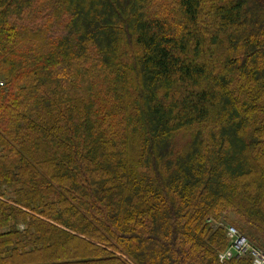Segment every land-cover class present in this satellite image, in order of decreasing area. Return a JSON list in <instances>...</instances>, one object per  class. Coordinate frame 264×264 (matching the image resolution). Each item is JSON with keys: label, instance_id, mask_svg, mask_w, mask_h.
<instances>
[{"label": "trees", "instance_id": "obj_1", "mask_svg": "<svg viewBox=\"0 0 264 264\" xmlns=\"http://www.w3.org/2000/svg\"><path fill=\"white\" fill-rule=\"evenodd\" d=\"M228 213L264 251V0H0V264H252Z\"/></svg>", "mask_w": 264, "mask_h": 264}, {"label": "built area", "instance_id": "obj_2", "mask_svg": "<svg viewBox=\"0 0 264 264\" xmlns=\"http://www.w3.org/2000/svg\"><path fill=\"white\" fill-rule=\"evenodd\" d=\"M225 234L229 239V246L219 252L218 258L221 262L233 256L248 255L253 264H264V251L252 244L234 225L227 224Z\"/></svg>", "mask_w": 264, "mask_h": 264}, {"label": "rangeland", "instance_id": "obj_3", "mask_svg": "<svg viewBox=\"0 0 264 264\" xmlns=\"http://www.w3.org/2000/svg\"><path fill=\"white\" fill-rule=\"evenodd\" d=\"M225 219H226V221H225ZM225 219H224V221H222L225 223V225L234 223L235 227H236V225L238 226V222L235 221V216L232 213H228Z\"/></svg>", "mask_w": 264, "mask_h": 264}]
</instances>
